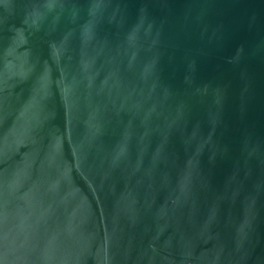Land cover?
<instances>
[{"label": "water", "instance_id": "water-1", "mask_svg": "<svg viewBox=\"0 0 264 264\" xmlns=\"http://www.w3.org/2000/svg\"><path fill=\"white\" fill-rule=\"evenodd\" d=\"M0 264H264V0H0Z\"/></svg>", "mask_w": 264, "mask_h": 264}]
</instances>
